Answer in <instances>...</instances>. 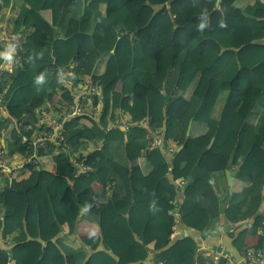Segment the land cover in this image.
<instances>
[{
    "label": "trees",
    "instance_id": "16d2710c",
    "mask_svg": "<svg viewBox=\"0 0 264 264\" xmlns=\"http://www.w3.org/2000/svg\"><path fill=\"white\" fill-rule=\"evenodd\" d=\"M13 1L0 0V14ZM17 1L28 9L17 14L13 28L26 29L27 36L18 53L21 67L6 87L0 146L5 142L8 156L32 157L15 122L35 127L36 109L47 102L73 103L61 70L74 71L76 84L96 86L91 107L100 114L92 122L66 120L65 146L49 144L37 154L43 165L27 163L38 167L33 184L15 176L0 188V236L15 234L9 249L0 247V264H149L151 254L154 264H205L198 239L222 212L232 223L264 215V0H222L207 14L209 0L170 8L148 0L137 7L127 0ZM201 13L209 26L202 30L194 16ZM151 25L153 42L143 36ZM6 56L0 42V65ZM111 61L116 73L106 79ZM182 100L188 106L173 117ZM255 105L260 114L252 122ZM121 115L130 118L126 130L112 126ZM197 123L205 131L193 133ZM156 137L161 144L150 146ZM207 152L241 165L223 201L215 174L200 163ZM73 155L87 171L73 165ZM177 213L189 233L176 238ZM80 219L97 223L103 249L92 253L76 237ZM42 222L45 242L22 252L19 245L39 238ZM257 233L252 226L238 234L243 254Z\"/></svg>",
    "mask_w": 264,
    "mask_h": 264
},
{
    "label": "built area",
    "instance_id": "2783aa9c",
    "mask_svg": "<svg viewBox=\"0 0 264 264\" xmlns=\"http://www.w3.org/2000/svg\"><path fill=\"white\" fill-rule=\"evenodd\" d=\"M2 18H0V21ZM27 36V31H15V29L6 24H0V42L7 49V56L3 64L0 65V81H2L3 92H0V117L2 111H4V98L6 93V87L12 79V72L14 68H20L19 65V50L22 48ZM16 55V58L13 55ZM11 59H8V57ZM62 87H68L73 99V103L67 104H54L53 102H47V106H44V110L41 108L36 109L37 120L36 126L32 124H25V121L15 122V126L21 130V140L26 143L33 150L32 157L28 159L30 162H39L38 152L40 149H45L49 144H55L56 146H65L64 141V123L71 117H83L84 119H98L92 114L90 110L92 103V96L96 94V86L86 80V82L75 83L74 71L61 70L59 74ZM114 125H121L125 130L129 128L130 118L127 115H121L114 120ZM161 140L156 137L149 143L151 146L160 145ZM174 148V147H173ZM173 148L170 150L172 151ZM8 152L0 146V188L6 185V181H12L17 174L18 168L24 166V164H18L15 159L19 157V152L14 153L12 156L7 155ZM71 162L77 169L82 171L88 170V165L84 162H79L76 155L71 157ZM180 185L183 186L184 181L181 180ZM264 225V223H263ZM264 231V230H263ZM207 255H210L208 253ZM216 260L221 258L225 259V264H239L236 259L226 252L223 257L215 256ZM243 260L252 264H264V244L249 248L243 255Z\"/></svg>",
    "mask_w": 264,
    "mask_h": 264
},
{
    "label": "crops",
    "instance_id": "0c3cea01",
    "mask_svg": "<svg viewBox=\"0 0 264 264\" xmlns=\"http://www.w3.org/2000/svg\"><path fill=\"white\" fill-rule=\"evenodd\" d=\"M127 1L129 2L131 6L137 7V3L142 0H127ZM148 1H150L153 5L156 4L158 6H164L166 8H170L173 5H177L181 3H191L194 0H173V2L172 0H166V1H162L161 3L158 2L159 0H148ZM215 5H216V0H209L208 9L204 12H208L209 10L213 9ZM27 9H28V6L24 2L22 1L16 2V0H14L13 3L9 7L4 8L2 13L0 14V17H2L0 24L6 23L13 27V22H14L13 20L17 16V14L20 11L27 10ZM149 54L150 56L153 57L150 51H149ZM113 67H114V70L108 71L106 75V79L108 77L111 78L115 75L116 73L115 64ZM253 94L255 97H258L257 91H254ZM187 106H188V103L185 100H182L180 104L178 105V107L171 110V115L173 117H179L184 112ZM1 147L5 148V142L2 141ZM15 162H17L20 165L21 164L25 165V168L24 166L18 168L16 178L19 180L27 178L29 180L26 181V183L24 182V184H27V183L33 184L37 177V171H36L37 169L35 168H38V167L32 166V164L31 165L27 164L30 161H28V159L23 158L21 155H19V157L15 159ZM39 163H40L39 165H43L44 160L42 157L39 158ZM200 163H201V166L207 168V170L215 174L214 186L218 191H220V195H223L225 192H228V196H229V190L227 189L230 186L228 185V180H227V175H226V168L229 164L228 160H226L222 155H216L211 152H207L203 156ZM234 169H236V167H234L232 164V167L230 170H234ZM52 170L56 171L55 165L53 166ZM199 185L204 186L202 181H199ZM95 186L98 188L99 184H95ZM181 197H182V194H180V199ZM261 211L262 212L264 211V204L262 206ZM2 215H3V207L0 205V219H2ZM178 219H179V214L177 213V223H175L174 225V230H175L174 237L176 238L179 236L187 235L189 233L188 230L184 229L179 224ZM263 223H264L263 213H260L257 216L245 222L232 223L225 218V215L222 212V214L213 221L212 226L210 227L209 231L205 234V238L203 237L202 239L200 237L202 234L198 233L200 238L198 239L199 248H198L197 255H199L200 257L204 259L205 264H210V263L220 264V260H216L214 257L215 256L223 257V255L226 253V250L224 246L217 244V241L227 235L235 237V240H236L238 234L243 229L247 227H252V226H255L258 228V233L252 236H249L247 239V244L252 247L262 245L264 244V231L262 229ZM40 231H41V228H40ZM65 233H66V230L65 229L62 230V234H65ZM13 235H10L6 240L2 239L0 236V247L3 249H9L13 245V241H12ZM76 237L80 238L88 246H90V252L92 253L104 248L103 242L101 241V238L99 236L98 225L95 222H90L87 220L80 219L78 222V230L76 232ZM40 241L45 242V236L43 237L42 234H40L39 238H37L36 240L32 239L30 241L21 243L19 245V248L21 249L22 252H28L29 250L37 246L40 243ZM208 253H210V255H207ZM152 258H153V255L151 254L150 258L147 259V262L149 264H154L152 262ZM70 262L74 264L73 259H70ZM11 263L12 262H10L9 264ZM239 264H252V263H248L245 260H242Z\"/></svg>",
    "mask_w": 264,
    "mask_h": 264
},
{
    "label": "rangeland",
    "instance_id": "374dc122",
    "mask_svg": "<svg viewBox=\"0 0 264 264\" xmlns=\"http://www.w3.org/2000/svg\"><path fill=\"white\" fill-rule=\"evenodd\" d=\"M162 1H166V0H159L158 2L161 3ZM172 2H173V0H172ZM205 13H207V12H205ZM194 16L196 17L195 20L198 23H202L204 25V28H207V27L209 28L208 23H207V19H205V15L203 13L197 14V15H194ZM0 18H2V17H0ZM153 22H154V19H153L152 23ZM27 30L31 31L30 28H28ZM143 36H144V39L145 38L148 39V37H149V39L153 42L152 37L154 36V30H153L152 25L148 29H146L145 31H143ZM148 48H149L150 52H153L152 48H150V47H148ZM154 54H157V53L154 52ZM13 57L16 58V55L14 54ZM113 66H114V64H112V61H111L110 62V66H109V71L114 70ZM19 67H21V65H19ZM163 74L165 75V72ZM107 79H109V77ZM101 89H102V87H101ZM181 93L186 97V94L187 93H185V92H181ZM177 94H180V92L178 91ZM185 97H183V98L186 99L187 97L186 98ZM98 99L99 100L102 99L101 94L98 95ZM99 105H100V103H99ZM89 111H91L92 114L95 115L96 117H97V114H100V112L93 110L92 107H90V110ZM259 114H260V108H259L258 105H255L254 108L252 109V112H251V115H250V120L252 122L256 121L258 119V117H259ZM2 116L7 117V113H5V111H2ZM88 121L89 122H92V121H94V119L93 118H90V119H88ZM205 129H206L205 124L197 123L196 126H195V129L193 130V133L199 134L200 132L205 131ZM138 161H139V163L141 164V166L144 169L148 168L147 167V163H146V161H145L144 158H140ZM68 163H69V160H68ZM62 165L63 166H67L66 161ZM40 228H41L40 234H42L43 237L46 236V233L48 232V226L45 223L42 222L41 225H40ZM11 264H13V262Z\"/></svg>",
    "mask_w": 264,
    "mask_h": 264
},
{
    "label": "water",
    "instance_id": "95a60500",
    "mask_svg": "<svg viewBox=\"0 0 264 264\" xmlns=\"http://www.w3.org/2000/svg\"><path fill=\"white\" fill-rule=\"evenodd\" d=\"M221 0H216V7L218 8L220 6ZM84 10V7H83ZM114 51V50H113ZM191 128H192V120L189 122L188 130H187V135H190L191 133ZM214 139H212L211 143L208 145L207 149H210L212 146ZM184 146L182 144L181 146L178 147L176 150L175 154ZM233 164V159L229 162L227 168H226V175H227V180H228V185L231 187L233 185L234 181V176L236 175L237 171L239 170L240 166L237 167L234 170H230ZM228 196V192H225L223 195H221V200H225L226 197ZM235 237H232L230 235H227L225 237H222L220 240L217 241V244H220L225 247L226 252L231 254L237 262H240L243 260V253L240 251V249L235 245Z\"/></svg>",
    "mask_w": 264,
    "mask_h": 264
},
{
    "label": "clouds",
    "instance_id": "9594fccd",
    "mask_svg": "<svg viewBox=\"0 0 264 264\" xmlns=\"http://www.w3.org/2000/svg\"><path fill=\"white\" fill-rule=\"evenodd\" d=\"M200 28H201V30H202V29L204 28V25L201 24V25H200ZM8 59H11V57L9 56ZM36 79H37V82L42 81V80H43V75H41L40 77H37ZM39 158H40V157H39ZM240 262H241V261H240Z\"/></svg>",
    "mask_w": 264,
    "mask_h": 264
}]
</instances>
